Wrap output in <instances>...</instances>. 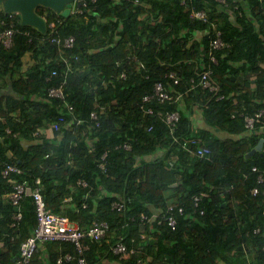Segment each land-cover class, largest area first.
<instances>
[{"label": "trees", "instance_id": "16d2710c", "mask_svg": "<svg viewBox=\"0 0 264 264\" xmlns=\"http://www.w3.org/2000/svg\"><path fill=\"white\" fill-rule=\"evenodd\" d=\"M87 1L85 14H59V34L75 37L64 52L68 62L57 45L40 42L44 33L22 22L14 45L0 48V242L6 248L0 264H16L21 243L37 225L32 195L21 199L18 220L16 207L4 201L14 180L40 186L51 211L83 228L94 220L109 224L105 238L85 237L87 264H264V182H258L264 143L244 155L264 139V115L254 128L244 119L264 109V0H228V7L216 0ZM193 9L206 10L208 21L193 18ZM46 10L56 13L37 7L38 13ZM212 21L230 43L217 51L220 62L214 66L225 93L220 99L191 82L209 62ZM27 52L35 63L14 77ZM138 59L144 67L136 69ZM170 71L180 76L177 84ZM157 81L182 92V100L145 101ZM7 84L11 93L3 92ZM61 84L64 100L48 93ZM183 104L201 107L204 127L194 129ZM169 111H179L175 123L168 121ZM61 116L54 138L34 134ZM194 138L210 152L198 156L190 145ZM5 163L24 172L4 176ZM115 202L123 209L113 207ZM170 204L174 210L166 213ZM143 214L151 220L143 223ZM170 214L174 226L165 219ZM118 242L126 254L113 252ZM40 243L29 264H79L73 242Z\"/></svg>", "mask_w": 264, "mask_h": 264}, {"label": "built area", "instance_id": "2783aa9c", "mask_svg": "<svg viewBox=\"0 0 264 264\" xmlns=\"http://www.w3.org/2000/svg\"><path fill=\"white\" fill-rule=\"evenodd\" d=\"M96 1V0H92ZM220 6L228 7L230 2L228 0H216ZM186 0H182V3H185ZM88 4L87 0H74L72 2L71 13L77 14H85V8ZM235 7H238V4H235ZM2 10V9H1ZM0 10V11H1ZM55 11V10H54ZM51 11L46 10L41 15L46 19L47 22V31L44 33V36H40V42H50L51 44L57 45L59 48V52L61 57L68 62V57L64 54L67 48H71L74 45L75 37L74 35L69 36H61L59 34L60 27L63 24V19L59 16L60 12L55 14L50 13ZM16 12H6L5 15L0 18V48H11L14 45V37L18 32H21V17L18 19ZM191 16L193 18H198L204 21H208V13L204 9L200 10H192ZM30 38L33 39V35L31 31H24ZM222 30L217 27L215 22H210V29L208 30L209 35V62L208 64H203V69L198 72V78L192 77L191 82L193 86H201L203 89L208 90L220 99L225 97V93L221 92V84L220 81L214 76L215 73V65H218L220 59L217 55V51L223 50L230 46V43L225 41L222 36ZM135 56V55H134ZM136 69L140 67H144V63L139 59L136 61L135 65ZM55 73V72H54ZM120 76L123 78L127 77L126 72H121ZM170 78L174 79V82L177 84L180 80V76L175 71H170L168 73ZM174 87H169L165 85L163 82L157 81L154 84L153 92L144 96V100L149 101H158L160 103L165 101H181L183 98V93L178 92L174 93ZM48 93L52 97H58L61 99H65V90L64 85L61 84L59 86H52L49 88ZM70 108L71 105H69ZM146 112L153 114L154 110L152 107H147ZM264 115V109L256 112L255 114H247L244 116L246 126L249 128H254L256 123L262 121V117ZM91 117L94 120L98 119V114L96 111L91 113ZM166 117L169 122L175 123L180 118L179 111H169L166 113ZM64 117L61 116L58 120L51 123V129L53 132H58L61 129V123L64 121ZM98 121V120H97ZM99 124V121L97 122ZM264 129V125L262 127ZM149 129H152V126H149ZM42 133L41 129H38L34 134L39 135ZM187 142V141H186ZM190 145L196 148L195 152L198 156H205L210 152V149L202 144L199 139L194 138L190 140ZM126 148H131V144L129 142H124L123 144ZM190 148V146H189ZM107 152H104L101 157L104 159L107 156ZM100 166L105 169V163L103 161L100 162ZM256 170V168H254ZM18 172L23 173L24 170L16 164L5 163V167L3 168L2 173L4 176L10 174V172ZM36 183L40 184L41 179L39 177L35 180ZM258 182H264V172L258 176ZM79 183L83 186H87L88 183L86 180H79ZM258 188H254V192H257ZM25 195H32L35 206H36V215H37V225L34 228L32 234L28 236L22 243L19 248V254L16 257V264H29L35 251L38 248L40 242L46 240H62V241H71L75 244L77 252L80 254L79 264H87L86 258L83 256L85 251L89 248L87 242L85 241V237L92 238L95 240H99L101 238H105L107 232L109 230V224L105 221L94 220L87 228L81 227L79 221L71 219L69 216L55 213L51 211L47 207V203L40 189V186H31L27 180H14L13 188L6 194H4V201L6 203H10L14 205L17 211L15 212L14 218L16 220L22 218V212L20 210V201ZM199 197L196 196L195 200H198ZM86 206V205H85ZM113 207L121 210L123 209V204L121 202H115ZM173 205L170 204L167 208V211H172ZM180 212H183V208L179 209ZM166 221H169L171 225H175L176 219L170 214L166 216ZM146 220L150 221L151 218L148 215H142L143 223ZM17 223L13 221L11 223L12 226H15ZM260 231L259 228H256L254 232L258 233ZM143 238L147 237L146 233L142 234ZM14 238V237H13ZM12 238V239H13ZM113 252L116 254H126L127 247L124 243L118 242L116 245L112 246ZM264 250V245L262 246ZM131 251H134L133 249ZM249 252H247L248 254ZM66 258H71V254L67 253L65 255Z\"/></svg>", "mask_w": 264, "mask_h": 264}, {"label": "water", "instance_id": "95a60500", "mask_svg": "<svg viewBox=\"0 0 264 264\" xmlns=\"http://www.w3.org/2000/svg\"><path fill=\"white\" fill-rule=\"evenodd\" d=\"M73 1L74 0H0V10L18 13L21 17L22 24L33 26L40 32L46 33V19L37 12V7L42 5L60 12L63 16H69L71 14ZM263 143L264 139L262 138L252 150L244 155L250 157L257 150H262Z\"/></svg>", "mask_w": 264, "mask_h": 264}, {"label": "crops", "instance_id": "0c3cea01", "mask_svg": "<svg viewBox=\"0 0 264 264\" xmlns=\"http://www.w3.org/2000/svg\"><path fill=\"white\" fill-rule=\"evenodd\" d=\"M35 61L36 60L33 59L32 52H27L26 54H24L21 65L19 67H17L15 72H14V77L26 75V73L28 72L30 67H32V65L35 63ZM233 77L237 78V75H234ZM254 78H255V76L252 77V79H254ZM250 86L251 87L255 86L253 81L251 82ZM3 92L11 93V89L8 87V84H7V86H5L3 88ZM192 102L193 101H191V103H189L190 106L193 104ZM190 106L186 107V105H184V104L182 105V107L184 108V110H186L187 113L190 111L189 113H190V117L194 123V129L196 130V129H199L201 127H204L206 123L203 119L201 107L196 106V107L190 108ZM40 129H41L42 133H45L49 138H54L57 135V133L53 132V130L51 129V123H48L46 126L40 127ZM40 248L44 252V254H48L45 243H40ZM4 250H6V248L3 246L2 242H0V251H4ZM254 257H255V252L252 251L249 259L252 260V258H254Z\"/></svg>", "mask_w": 264, "mask_h": 264}, {"label": "clouds", "instance_id": "9594fccd", "mask_svg": "<svg viewBox=\"0 0 264 264\" xmlns=\"http://www.w3.org/2000/svg\"><path fill=\"white\" fill-rule=\"evenodd\" d=\"M250 254H251V253H248V254H247L248 258L250 257Z\"/></svg>", "mask_w": 264, "mask_h": 264}]
</instances>
